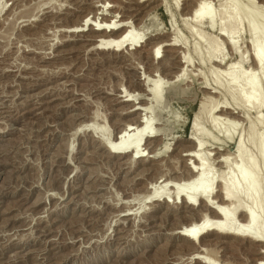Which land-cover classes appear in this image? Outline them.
I'll use <instances>...</instances> for the list:
<instances>
[{"label": "rangeland", "instance_id": "374dc122", "mask_svg": "<svg viewBox=\"0 0 264 264\" xmlns=\"http://www.w3.org/2000/svg\"><path fill=\"white\" fill-rule=\"evenodd\" d=\"M196 1L181 0L176 6L172 0H159L153 5L159 7L151 10L135 0H0V264L261 260L245 242L213 234L205 235L196 244L200 250L193 252V244L178 233L202 207L196 206L197 214L188 213L180 201L167 202V207L162 197L144 198L153 189L149 184L177 182L180 177L184 167L178 156L192 145L187 140L191 126L207 99L203 87L213 82L212 65L201 59L204 46L183 23ZM247 2L239 0L242 6ZM247 12L246 29V21L259 25L264 7L250 3ZM85 18L124 21L138 36V46L100 50L94 46L98 33L87 27L75 31ZM201 29L207 32L205 26ZM242 31L240 51H249L245 56L250 57L249 34ZM173 32L183 38L190 59L184 68V50L167 48L166 53L161 45ZM158 45L162 49L155 60L150 52ZM195 47L200 53L204 49L202 56L195 54ZM225 53L228 59L234 57ZM153 75L165 82V92L148 114L150 134L155 135L150 156L132 161L128 153L112 154L105 144L116 142L126 122L151 102L144 89ZM220 93L214 97L226 100ZM247 116L238 128L226 129L234 139L240 134L246 150L255 154L248 122L255 113ZM198 124L206 150L222 145L234 151V142L212 131L204 113ZM140 145L146 148L144 140ZM170 185L175 186L169 183L166 192H172Z\"/></svg>", "mask_w": 264, "mask_h": 264}, {"label": "bare ground", "instance_id": "6f19581e", "mask_svg": "<svg viewBox=\"0 0 264 264\" xmlns=\"http://www.w3.org/2000/svg\"><path fill=\"white\" fill-rule=\"evenodd\" d=\"M135 1L137 4H141V7L143 5L150 7L149 9H156L158 5L156 7H153V5L155 6L159 0ZM172 1L178 6L181 0ZM247 1L248 4L242 3V6L239 4V0H197L187 12L188 15L183 18L184 25L188 26L197 41L204 46L205 52L202 48L201 53L199 48H197L200 46L195 47V54L202 56L201 54L204 52V57L200 58L212 65H210V72L213 82L210 85L208 84L209 86L203 87L207 99L201 103V107L191 126V136L187 140L192 145L188 149L184 148L185 150L178 156L182 159L184 165H182L184 170L180 172V177H178L177 182H172L170 179L160 184L156 182L157 185L154 184L153 186V183L149 184L153 189L149 192L150 195L146 193L147 195L144 198H148V201H151L149 198L153 200L157 196H159L158 198L162 197L167 207V202H172L173 205H176V202L180 201L188 213L193 210L197 214L196 206L202 207L198 215L191 212L194 218L189 219L184 227L182 225L180 233H178L183 241L193 244V252L200 250L196 244L202 242V238L205 235L213 234L219 239L245 242L250 247H253L255 255L260 256L261 260L254 264H264V172L261 168L262 165L264 166V130L258 132L259 129H264V12L259 13V25L254 23L255 21L253 22V20L251 22L246 21L248 23L247 29L245 25L248 5L257 2L262 8L264 7V0ZM91 20L89 18L82 20L84 22L80 26L81 28L79 27V29L76 26L78 31L76 29L75 31L76 33L83 32L85 31L84 28L87 27L90 32L98 33L100 39L96 40V45L94 46H97L100 50L107 49L111 52V50L119 51L123 46L127 48L129 46H138V36L124 21H119L120 19H101L99 21L97 18ZM188 20L191 21V26L188 24ZM203 25L207 32L202 31ZM242 29L248 31L249 34L250 40L247 43L251 45L250 55L248 54L250 57L245 56L249 51L246 54L240 51L243 49L239 45L242 44L239 43V39L242 37ZM177 33H174L172 38L170 37L166 43H161V45H163V49H166V53L169 52L167 48L173 49V51L174 48L184 50L180 56V63L184 68L190 65V59L185 51V43L181 42L183 38L180 40ZM161 45L154 47L150 52L154 59L158 58L159 49H162ZM187 46H189L188 42ZM224 49H227L234 57L226 58L227 54L225 51L227 52V50L224 51ZM153 77L150 80L151 84L144 89L151 98V102L146 101L145 104H142L144 108L138 109L140 110L138 117L131 122L129 121V124L128 122H126L127 125L126 123L124 124L126 125L125 128H122L123 130L119 132V135L114 137L116 142H111L110 140L112 139L110 138H108L110 140L106 138L108 143L106 141L103 142L104 144L105 142L107 143L105 146L107 145L106 148L111 150L112 154L128 153L132 161L141 157H145L144 159L147 160V157L150 156L148 152L152 149L151 145L154 142L152 138L154 140L155 135L152 136L150 134L151 120L148 114L152 103L159 102V98L162 99L161 94L165 92V82L161 78L157 79L155 75ZM220 92L227 96L226 100L218 101L214 97L215 94H221ZM128 100L124 99L123 101L127 102ZM134 111L132 110L130 113L134 115ZM203 113L206 115L212 131L215 133L221 132L225 135L227 143L234 142V151L221 148L222 145L210 148L209 151L206 150L205 141L201 137V128L198 124L199 115ZM250 113H255L254 121H248L250 123L249 142L256 147L257 151L255 154L246 150L243 143L244 139L242 140L243 137L240 134L234 139L233 133L231 131L228 132L226 129V127L238 128V126L242 125L241 123L248 120L247 115H250ZM220 122L226 126L221 128ZM258 127L259 129H257ZM142 140H144L146 148L140 145ZM146 150L147 154H145ZM210 156H212L211 162L209 161ZM174 170L172 168L169 169L170 172ZM169 183H174L175 185H170L173 188L172 192H166ZM161 188L163 190H160ZM156 200L159 203L160 200L155 199L154 201ZM208 258H206V263L204 262V264H217V261Z\"/></svg>", "mask_w": 264, "mask_h": 264}]
</instances>
